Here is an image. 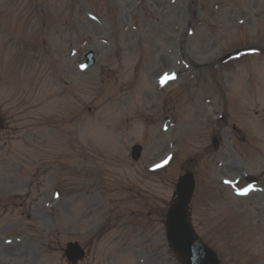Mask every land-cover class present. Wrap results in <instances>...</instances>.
<instances>
[{
	"label": "rangeland",
	"instance_id": "374dc122",
	"mask_svg": "<svg viewBox=\"0 0 264 264\" xmlns=\"http://www.w3.org/2000/svg\"><path fill=\"white\" fill-rule=\"evenodd\" d=\"M172 1L0 0V108L8 121V128L0 135V264H67L61 250L67 237L76 239L81 236L79 231H92L107 210L123 216V232L119 235L114 230L95 241L82 264H141V257L143 264H177L165 243L164 229L153 244L144 245L145 250L133 249L136 240L124 247L121 235L135 226L126 219L127 210L133 206L125 204L113 210L115 199H104L102 205L100 191L97 192L102 183L107 190L115 189L117 185L107 177L123 174H128L134 183L138 179L140 184L143 165L162 158L173 138L177 154L173 178L181 166L198 174L201 183L194 217L203 225L197 229L206 237L211 234L218 239L212 222L217 224L216 219L223 215L207 219L214 215L207 207V198L212 197L209 191L219 178L213 176L209 153L202 149L211 134L206 124L212 127L211 106L206 101L210 96L208 88H200L204 94L200 93L194 107L182 99L161 104L162 96L158 94L147 102L144 91L157 92L152 75L164 67L155 60L161 50L179 49L177 26L184 23L185 28L198 2L199 15L205 23L215 25L196 30L185 49L190 53L193 50L192 54L213 49L222 54L240 45L264 44V0H249L253 6L261 5V9L255 12V7L248 8L242 27L237 25L241 15L236 0ZM213 2H221L218 14L212 12ZM81 43H87L86 49H95L97 55L96 65L85 73H80L79 67L84 50ZM76 49L78 54L72 57ZM258 76L255 74L252 82L237 89L242 87L243 93L262 97L264 84ZM261 79L264 82L262 76ZM128 95L134 98L129 101ZM256 101L254 98L253 103ZM163 104L167 105L163 111L167 115L178 111L173 114L177 116V129L168 134H162L158 124L164 116ZM252 114L247 122L259 120ZM83 119L94 120L102 129V136L96 132L97 143L90 126L84 129L90 131L88 135L79 141ZM251 127L257 129L255 123ZM118 138L123 144L118 143ZM135 142L144 145V154L134 169L125 166L130 164L128 158L113 160L117 162L107 167L104 160L96 157L99 149L113 150L111 144L130 147ZM81 145L85 149H79ZM262 150L249 151L246 164L253 168L250 173L263 175L264 185ZM69 168H74L75 174H68ZM170 180L171 176L164 185L148 182L156 199L167 198L169 203L174 192ZM56 189L62 192L57 200L55 194L52 196ZM145 195L149 196L147 192ZM227 196L232 204L230 210L238 213L235 209L244 208L243 215L250 214L257 225L259 221L264 224V194L244 199ZM49 204L57 209L48 211L45 206ZM158 207L162 208L159 203ZM59 210L63 217H59ZM43 214L58 218V224L50 219L41 221ZM226 219L238 224L240 217L234 222L230 216ZM50 230L51 235H46ZM55 230L61 233L51 237ZM8 237L23 240L5 245ZM132 238L130 233L131 241ZM259 245L257 251L243 252L229 242L216 248L224 264H239L234 258L241 252L242 260L255 258L242 264H264V242Z\"/></svg>",
	"mask_w": 264,
	"mask_h": 264
},
{
	"label": "water",
	"instance_id": "95a60500",
	"mask_svg": "<svg viewBox=\"0 0 264 264\" xmlns=\"http://www.w3.org/2000/svg\"><path fill=\"white\" fill-rule=\"evenodd\" d=\"M175 219L177 220L175 221L173 219L171 224V236L174 238L179 251L180 252H182L183 250L186 251V248L191 246L192 240L186 234L187 231L185 230L186 228L185 224L181 225V221L179 220L178 217L177 218L175 217ZM182 221H184V218L182 219Z\"/></svg>",
	"mask_w": 264,
	"mask_h": 264
},
{
	"label": "snow or ice",
	"instance_id": "6c2138e0",
	"mask_svg": "<svg viewBox=\"0 0 264 264\" xmlns=\"http://www.w3.org/2000/svg\"><path fill=\"white\" fill-rule=\"evenodd\" d=\"M241 194H243V193H241Z\"/></svg>",
	"mask_w": 264,
	"mask_h": 264
}]
</instances>
